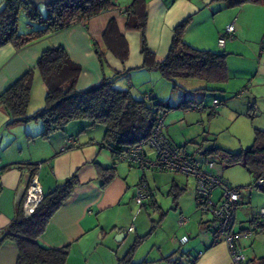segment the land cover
<instances>
[{
	"label": "crops",
	"instance_id": "0c3cea01",
	"mask_svg": "<svg viewBox=\"0 0 264 264\" xmlns=\"http://www.w3.org/2000/svg\"><path fill=\"white\" fill-rule=\"evenodd\" d=\"M114 1L117 4L115 9L104 11L85 24H75L67 29L51 33L64 32L66 36L64 39L55 37L53 41L32 45L36 44L34 42L21 49H16L9 43L1 46L0 93L25 71L34 67L37 58L45 48L61 45L70 59L81 68L76 81L77 89L86 88L115 72H128L127 76L117 81L120 87L131 89L134 85L138 86L141 82L138 78L135 79V76L140 74L144 80L143 87L148 89L146 91H151L155 97V93L160 95L154 84L163 77L155 73L157 71L141 68L140 33L125 29L124 10L131 0H127L124 4H119L118 0ZM145 1L147 5L145 39L147 46L153 50L158 60L163 59L168 52L173 27L189 16L191 18L184 33V40L196 48L205 49L214 45L215 37L222 30L224 31V26L231 23L234 18H236L235 37L236 32L244 29L253 17L262 14V10L258 7L259 4L245 5L239 10L230 9L225 24L220 25L216 24L215 18L209 15L211 12L213 16L216 11L225 8L218 1ZM1 6L2 0H0ZM197 15L200 17L196 18ZM194 19L197 21L195 22ZM111 20L115 22L118 32L127 43L128 55L123 62L108 49L102 50L103 58L100 61L90 44L95 40L93 46L96 48L106 47L103 34ZM194 22L198 24L194 25ZM150 25H153L151 29ZM226 44L227 41L224 49H233V43L230 46ZM43 87L46 89L44 84ZM184 98L181 96L180 101ZM39 105L28 109L27 113L32 114L44 104ZM8 119L7 110L0 106V230L10 222L16 205L24 196L33 175L37 176L42 192L45 193L76 173L79 185L74 188L70 198L53 214L46 230L38 238L40 244L51 248L69 245L65 264H117L118 259L126 254L136 238L141 237V241H146L153 235L155 239L153 237L151 248L146 254L139 255L138 257L141 258L136 262L146 260L147 264H173V262L177 264H233L227 246L220 241L213 242L212 237L204 231L201 222H206L208 219L204 220L199 217L196 218V223L192 224L189 218H185L186 223L179 224L178 221L184 214L179 200L181 191L186 186L182 179L173 176L165 179L161 174L164 170L154 171L155 169L139 167L142 170L139 171L133 169L136 166L129 164L127 167L117 169V162L114 178L105 187L100 186L94 162L102 166L112 165L110 150L100 145L105 132L103 127H101L100 135L98 132L93 135L91 131L89 133L87 131L86 136H81L79 133L92 127H87L85 122L73 121L68 123L64 130L56 131L44 139L40 136L43 129L40 120H28L7 126ZM69 137H75L74 146L68 150H61ZM166 137L176 145L170 136ZM148 155L150 158L154 157L150 149ZM32 164L37 165L34 173L32 172L33 167L30 166ZM128 179H133V181L129 183ZM140 181L149 186L153 201L144 204L139 211L131 202L133 203L135 187ZM166 187H169L168 190ZM164 192L167 196L173 195L171 202L173 212L165 210L167 208L162 204ZM242 201L240 194L239 204H242ZM148 208L160 214L156 224L149 225L148 220L146 221L148 214H143V212ZM176 211H179L178 214ZM127 216L131 217L133 221L131 224H128ZM166 220H168V225H166ZM247 226L248 223L244 225V221L239 220L238 227L236 229L234 227V230L240 231ZM130 227H132L131 231H129ZM116 229L123 230L124 234L120 241H115L113 238ZM160 230L164 231L165 237L160 235ZM185 237L187 248H183L184 243L181 242V239ZM246 243V241H237L245 262L256 258V256L248 258L244 254L242 248ZM17 256L18 249L14 242L6 241L0 246V264H16Z\"/></svg>",
	"mask_w": 264,
	"mask_h": 264
},
{
	"label": "trees",
	"instance_id": "16d2710c",
	"mask_svg": "<svg viewBox=\"0 0 264 264\" xmlns=\"http://www.w3.org/2000/svg\"><path fill=\"white\" fill-rule=\"evenodd\" d=\"M214 1L220 2L225 8L247 3L264 5V0ZM42 5L45 8L44 14L39 5L29 1L2 0L0 47L9 43L16 49H21L51 33L75 24H85L102 12L117 7L114 0H50ZM124 12L125 29L137 31L141 36V68L159 72L165 80L173 83V88L176 87L175 80L178 78L200 79L206 83H222L227 80L224 53L196 48L184 40L190 16L173 27L168 52L163 59L158 60L145 39L146 1L131 0ZM20 14L26 18L28 26L36 24V27L20 31ZM103 41L105 48L119 60L122 62L126 60L128 55L126 40L112 20L106 26ZM95 52L102 61V50L95 47ZM36 67L46 87L43 107L32 114L27 113L33 77V72L29 69L0 93V106H3L9 115L6 125L40 120L43 125L40 136L44 139L56 131L64 130L65 126L73 121L84 120L87 127L104 125L105 132L100 145L110 150L112 165L102 166L94 162L101 187H105L116 175L118 155L138 143H146L153 134L159 113L162 111L167 113L173 108L167 102L158 100L151 91H143L137 96L130 88L120 87L117 81L127 76L128 72H115L86 88L77 89L76 81L81 68L70 59L61 45L45 48L37 58ZM201 89L215 90L209 87ZM195 104L193 98L185 97L179 102L178 107L188 110L193 109ZM69 138L74 140L75 137ZM73 146L74 144H67V140L63 145L64 150ZM204 155H213L227 166L242 165L252 174L254 184L257 186V181L264 179V130L256 129L252 144L243 150L232 152L214 145L204 149ZM30 166L33 167L34 173L37 165ZM78 185L79 181L74 173L48 192H43L42 200L28 215L23 211L24 196L19 200L10 222L0 230V246L6 241H12L17 246L16 264H65L69 245L51 248L40 244L38 238L46 230L53 214L70 198ZM260 189L264 191V184ZM201 223L206 226L205 221ZM141 240V237L136 238L126 254L118 259L117 264H147L146 260L136 262L133 259L134 250ZM245 264H264V256L248 260Z\"/></svg>",
	"mask_w": 264,
	"mask_h": 264
},
{
	"label": "rangeland",
	"instance_id": "374dc122",
	"mask_svg": "<svg viewBox=\"0 0 264 264\" xmlns=\"http://www.w3.org/2000/svg\"><path fill=\"white\" fill-rule=\"evenodd\" d=\"M126 1L127 0H118L119 4H124ZM245 5H250V3L242 6ZM39 6L41 12L44 14V6L42 4H39ZM242 6L223 8L216 11L213 16L210 14L211 12L209 15L211 18H215L216 24L223 25L228 17V11L230 9L239 10ZM258 7L262 10V14L253 17V20H250L249 24L246 25L249 26L248 28L245 26L244 29L236 32L235 37L227 39L226 45L230 46V44L233 43V49H224L217 45V38L223 30L215 37L214 45L205 48L221 53H227L225 61L228 78L225 82L206 83L200 79L178 78L175 80V88H173L172 82L167 81L164 78L158 79L155 84L153 83L160 94L157 95L155 93L156 98L167 102L169 106L173 107L167 111V115L164 118L162 132L163 134H166V136H170L175 144L185 145L187 153H194L200 144H202L203 149L215 145L232 152L240 151L252 144L256 129L264 130V5ZM195 17L199 18L200 15ZM231 18L229 20H231ZM194 21L196 22L197 20L194 19ZM195 22L194 25H197L198 23ZM32 27H36V24H32L31 27L28 26L26 18L20 14L19 30L22 32L25 30L28 31L32 29ZM152 27L153 25H150V29ZM225 27L226 25L224 26V29ZM55 37H61L62 39L66 38L64 32H59L56 34H50V36L42 37L36 40L37 42L34 41L36 44H32L34 42L30 44L37 45L41 42H47L49 40L53 41L55 40ZM94 41L90 43L93 52L95 50V46H93L95 45ZM105 49L106 48L103 46L100 47V50ZM104 65H106V63ZM31 70L33 72L30 93L31 99L29 101L27 112L28 109L33 108L34 106H38L39 104H41L39 106H42L44 104L46 93V89L43 87L44 83L36 64ZM155 73L160 75L158 72ZM137 78L141 83L138 86L134 85L131 90L134 95L139 96L141 92L148 89L143 87L144 85L142 82L144 80L140 74L135 76V79ZM203 87L215 88V90L201 89ZM160 96H162V98ZM181 96L193 98L196 103L195 106L200 105V109L183 110L182 108H179L177 104L179 103ZM214 98H216V100ZM80 122H84V120ZM101 127L105 129L104 125L97 124L92 128H86V131L79 134H81V136H86L85 132L87 133L88 131L89 133L91 131L93 135H95V132H98L100 135L102 131ZM152 154L154 155L153 152ZM208 158L214 161V172L228 182L231 187L238 188L242 195V204H239L240 206L238 205L236 209L237 221L234 226L235 229L238 227L239 220L244 221V225L247 223L249 225L253 211H258L261 208H264V191L255 186L252 174H250L242 165L236 164L227 166L213 155H209ZM127 166V162L118 161L117 169ZM133 169L142 171L139 167H134ZM161 174L162 178L165 179H168L170 176L178 177L183 180L182 182L184 184H186L185 189L181 191L182 194L179 200L184 211V214L181 217L189 218L192 224L196 223V218L202 217L204 220L210 218V213H201L196 207L194 197L196 179L193 175H186L184 173L173 171H162ZM135 180L137 181L138 179ZM132 181L133 179H128L129 183ZM168 188L169 187H166V190H168ZM163 194L164 201L162 200V204L167 208L165 210L173 212L171 204L173 195L167 196L165 192ZM218 194V190H215L213 194L214 198H216ZM132 201L133 203L131 202V204H134L137 210V204L134 200ZM178 212L176 211L177 214ZM144 213L148 214V216H146V221L148 220L149 225L156 224L160 218L158 211L150 208L143 212V214ZM127 217L129 220L128 224H131L133 222L131 217ZM152 220H154V222H152ZM166 221V225H168V220ZM262 224H264V220H262ZM163 232V230H160L159 233L165 237ZM153 237L146 241H141L137 245L133 258L135 261L140 260L141 257L138 256L146 254L148 249L151 248ZM240 240L247 242L244 248H242V251L248 258H252L253 256H264V225L260 226L257 232L253 233L251 237L247 239L241 238ZM249 241L251 243H249ZM184 244H186V242ZM184 244L182 247L187 248L188 245Z\"/></svg>",
	"mask_w": 264,
	"mask_h": 264
},
{
	"label": "built area",
	"instance_id": "2783aa9c",
	"mask_svg": "<svg viewBox=\"0 0 264 264\" xmlns=\"http://www.w3.org/2000/svg\"><path fill=\"white\" fill-rule=\"evenodd\" d=\"M229 23L224 31L217 38V45L224 47L227 39L233 38L235 33L234 22ZM193 109H200L196 105ZM167 115L162 111L159 113L153 134L146 143H138L130 147L127 151L118 155V161H125L129 165L149 168L155 170L180 172L186 175H193L196 179L195 186V204L201 213H210V218L205 222L204 231L212 237L213 242H223L230 253L233 264H245V257L240 251L237 241L241 238H249L256 233L264 220V208L253 211L250 224L240 231L234 230L236 222V209L240 201V190L231 187L213 170L214 161L204 155L202 144L194 151L187 153L185 145H174L163 134L162 127L164 118ZM67 144H74L73 138L67 139ZM62 147L61 150H64ZM154 153L150 158L148 150ZM264 184V179L257 181V187L260 189ZM219 194L214 198V191ZM43 192L39 185L36 175H33L27 186L23 199V211L26 215L31 214L38 203L42 200ZM153 200V194L149 186L140 181L134 191V201L138 210L144 204ZM185 218L179 219V224H184ZM132 227L129 228V231ZM186 242V237L181 239Z\"/></svg>",
	"mask_w": 264,
	"mask_h": 264
},
{
	"label": "water",
	"instance_id": "95a60500",
	"mask_svg": "<svg viewBox=\"0 0 264 264\" xmlns=\"http://www.w3.org/2000/svg\"><path fill=\"white\" fill-rule=\"evenodd\" d=\"M26 1H29V2H31V3H33V4H35V5H39V4H46V3H48L50 0H26ZM225 54V56L227 55L226 53H224ZM115 232H116V234L114 235V240L115 241H120V239L123 237V230H119V229H116L115 230Z\"/></svg>",
	"mask_w": 264,
	"mask_h": 264
}]
</instances>
